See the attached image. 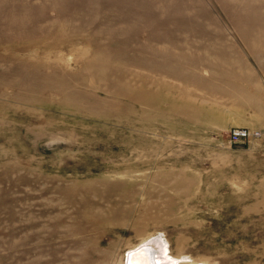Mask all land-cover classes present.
<instances>
[{
  "label": "rangeland",
  "instance_id": "374dc122",
  "mask_svg": "<svg viewBox=\"0 0 264 264\" xmlns=\"http://www.w3.org/2000/svg\"><path fill=\"white\" fill-rule=\"evenodd\" d=\"M142 245L264 264V0H0V264Z\"/></svg>",
  "mask_w": 264,
  "mask_h": 264
},
{
  "label": "bare ground",
  "instance_id": "6f19581e",
  "mask_svg": "<svg viewBox=\"0 0 264 264\" xmlns=\"http://www.w3.org/2000/svg\"><path fill=\"white\" fill-rule=\"evenodd\" d=\"M153 247V246H152ZM151 246H138L128 253V264H160L156 250Z\"/></svg>",
  "mask_w": 264,
  "mask_h": 264
},
{
  "label": "built area",
  "instance_id": "2783aa9c",
  "mask_svg": "<svg viewBox=\"0 0 264 264\" xmlns=\"http://www.w3.org/2000/svg\"><path fill=\"white\" fill-rule=\"evenodd\" d=\"M234 135H235L236 137L240 138V137L246 136L247 133H246V131L239 130V131H236V132L234 133Z\"/></svg>",
  "mask_w": 264,
  "mask_h": 264
}]
</instances>
